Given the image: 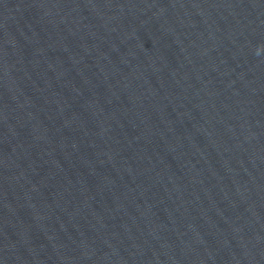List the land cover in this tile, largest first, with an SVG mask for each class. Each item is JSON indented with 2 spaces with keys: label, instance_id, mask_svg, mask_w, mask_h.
Returning a JSON list of instances; mask_svg holds the SVG:
<instances>
[{
  "label": "water",
  "instance_id": "obj_1",
  "mask_svg": "<svg viewBox=\"0 0 264 264\" xmlns=\"http://www.w3.org/2000/svg\"><path fill=\"white\" fill-rule=\"evenodd\" d=\"M0 264H264V0H0Z\"/></svg>",
  "mask_w": 264,
  "mask_h": 264
}]
</instances>
